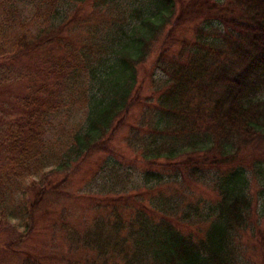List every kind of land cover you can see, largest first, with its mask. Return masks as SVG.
<instances>
[{
	"label": "trees",
	"instance_id": "16d2710c",
	"mask_svg": "<svg viewBox=\"0 0 264 264\" xmlns=\"http://www.w3.org/2000/svg\"><path fill=\"white\" fill-rule=\"evenodd\" d=\"M18 2L0 0V69L14 75L0 83L9 84L0 92V201L17 194L28 234L62 195L66 173L47 188L34 179L44 175L50 118L79 81L86 116L53 174H73L91 152L114 156L100 166L103 191L81 197L93 202L92 220L81 230L61 211L49 231L66 250L22 264H249L245 239L264 264V184L260 217L248 185L249 172L264 175V0H31L29 15ZM151 55L156 90L141 98L139 68ZM138 106L125 144L145 182L129 188L130 168L110 145ZM199 183L210 197L187 201V185ZM161 186L168 196L153 195Z\"/></svg>",
	"mask_w": 264,
	"mask_h": 264
},
{
	"label": "rangeland",
	"instance_id": "374dc122",
	"mask_svg": "<svg viewBox=\"0 0 264 264\" xmlns=\"http://www.w3.org/2000/svg\"><path fill=\"white\" fill-rule=\"evenodd\" d=\"M18 1L19 4L16 5L19 11L25 13V15H29L32 10V4L30 3L31 0ZM153 58L154 56L151 55L139 68V83L143 84L141 94H139L141 98L143 96H152L153 92L156 90L153 83L149 81V75H153V82L157 81V78L159 77L158 74L152 73L151 70ZM4 73L5 70L0 69V83H4L2 80L6 78V75H12L10 72L5 73L6 75ZM35 79L36 78L34 77L33 80ZM80 82L81 81H79V83L69 85L68 88L63 90H66L65 100L67 102L64 104L65 107H63V109H61L54 116H51L48 126L49 129L46 138L48 145L44 157L45 161L43 162V164H45L44 175H40L34 179L38 182V184H44V186H41L47 188V186H49V182L52 184L58 183L66 173L68 175V182L62 187V195H59L58 199L53 196L51 202L45 203V205L40 209L39 214H43L45 212L46 216L42 219H37L34 227L28 232V234L27 231L29 229L25 226V216L21 211L19 197L17 198V194L9 197L8 191H4V197H1L2 201H0V244L1 246H3L4 243L7 244L8 251L6 252L5 250H0V264H22L23 259L28 257L30 254L51 258L58 255L60 252L65 251L66 248L64 240L59 238L60 234L57 232L51 233L49 231L50 229L52 230L51 224L57 221L58 215L61 211L67 215V221L71 225L80 229L83 228L85 224L89 223L93 216L96 215V212L93 209V202L89 199H83L81 197H83L87 191L94 193H98L100 190L103 191L105 179L102 178V176L106 173L104 168L111 167L110 161L107 160V158H113L114 160V156L107 157V154L103 152H91L87 156V159L77 166L76 170L71 169V171L74 172L73 174L68 173L70 169L67 172L62 171L61 173L53 174L56 167H59L64 163L63 160L66 153L65 149L69 144H71L73 136L82 127L86 116L87 110L83 107L81 108V104L78 102L82 99L80 96L82 89L85 90L86 88V86H82ZM20 83L23 85L26 84V82ZM7 85L9 84H4L0 92H3V90H5L4 87ZM20 86L22 87V85ZM16 88V92L22 91L18 89L17 86ZM5 93L7 96L8 92L5 91ZM71 97L75 98L74 100L76 102H73L71 106L67 107L66 105L70 104ZM1 102L5 101L0 96V103ZM141 110L142 108L139 106L131 108L127 122L115 133L113 143L111 142L110 145L119 155V159L117 158L115 161L118 166L120 165L125 167V170L126 168H130L131 173H128L131 175L129 178L130 184L128 183L129 188L133 187L131 186L132 184H137L143 187L145 182L142 179L144 166L141 165L140 158L138 155L132 154V151L125 144V137L129 133L128 125L137 124ZM103 162L104 168L101 169L100 166ZM169 169L172 170L171 168H167V170ZM161 170V168L153 169V171L158 172L160 176L166 179V174ZM256 170L257 169L251 171V173L249 172L248 185L249 195L252 197V200H254L256 213L260 217L263 215V198L260 188L262 187V184H264V175L262 173L260 174ZM98 172V181L92 182L91 186H89L90 182ZM43 179L46 180L45 183L41 182ZM26 183L30 184V181H27ZM201 184L205 183H199V185L194 184L191 185V187L187 185V187H189L190 195H188L187 201L193 202V199L195 201L196 199H207L210 197L209 193L205 192L207 188ZM4 187L5 186H3V188ZM156 191H159L164 196L170 193L168 187L165 186L155 189L152 192L153 195ZM129 193L134 194L131 189ZM64 195L68 196L69 199L63 198L65 197ZM74 196L80 197L76 198ZM147 203L148 199H145L144 204L147 205ZM244 243H248L247 258L249 259V264H259L257 259L258 253L252 246V242L245 239ZM53 262L54 261L48 260L45 261L44 264H52ZM53 264L61 263L56 260Z\"/></svg>",
	"mask_w": 264,
	"mask_h": 264
}]
</instances>
